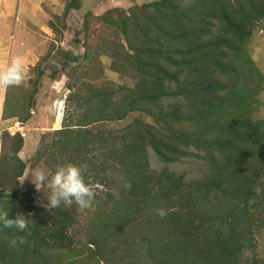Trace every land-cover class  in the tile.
<instances>
[{
    "label": "trees",
    "instance_id": "obj_1",
    "mask_svg": "<svg viewBox=\"0 0 264 264\" xmlns=\"http://www.w3.org/2000/svg\"><path fill=\"white\" fill-rule=\"evenodd\" d=\"M78 1H66L59 15L75 11ZM139 5L135 11L102 15L126 46L116 52L111 66L132 72L134 85H90L79 92L68 83L62 125L53 130L58 138L50 144L40 138L36 162L49 149L80 154L78 164H91L94 181L112 188L110 201L95 200L98 238L87 240L109 247V259L126 264H239L245 249L253 247L244 225L252 223L254 208L264 206V119L252 116L264 77L247 46L254 28L264 22V0H191L184 6L180 0H147ZM215 23L218 27L212 30ZM82 53L73 54L71 62ZM131 112L148 120L89 128L118 122ZM29 117L25 114L20 121ZM11 140L0 166L11 164L17 180L25 168L18 154L23 138L17 132ZM149 148L165 163L203 159L209 173L186 181L183 173L152 170ZM108 170L106 184L99 174L106 176ZM0 171V211L8 210L9 218L22 213L29 222L24 233L0 224V264H50L53 255L58 258L52 264H61L60 250L75 235L68 232L74 209L46 208L48 194L4 182ZM35 197L42 205L35 204ZM159 208L167 211L166 217L156 214ZM134 230L141 232L140 238ZM17 236L27 242L11 247L9 241Z\"/></svg>",
    "mask_w": 264,
    "mask_h": 264
},
{
    "label": "rangeland",
    "instance_id": "obj_2",
    "mask_svg": "<svg viewBox=\"0 0 264 264\" xmlns=\"http://www.w3.org/2000/svg\"><path fill=\"white\" fill-rule=\"evenodd\" d=\"M66 1L68 0H62L64 4ZM94 1L96 0L78 2L83 3L84 7H97V9L82 10L80 5L75 7V11L69 9L70 12L64 16L58 15L59 17L54 16L49 10L48 1H45L43 9L49 14V19L42 27H29L37 36V57L31 60L30 65L27 60L22 59L24 64L22 85L9 87L6 92L0 93V164L1 161L5 162L4 156L11 144V138L17 132L23 138V145L18 154L25 163L23 174L17 180L11 176V164H6L2 168L0 166L3 173L2 181L18 184L24 191L32 187L36 188L31 179L26 178L30 176L33 169L42 168L54 172L59 165L73 163L81 168L85 181L95 188V200L100 198L111 200L108 193L112 191V188L110 189L105 184L98 185L94 181L91 164L87 162L78 164L80 154L72 156L71 151L68 152V150H61L59 153L60 150L49 149L45 150L43 158L36 162V149L40 138L43 137V144L45 142L50 144L53 138H58L57 135H53V130L62 125L65 97L71 91L67 88L68 83L73 84L75 90L84 92L90 88V85L107 88L132 87L136 81L132 72L121 73L112 68L111 63L116 52L122 53L126 46L119 30L105 22L102 15L115 16L121 13V10L127 13L132 8L134 10L135 6L138 9L139 4L147 0H97V4H92ZM190 1L180 0L182 6ZM62 2L56 4L62 5ZM113 8H117L118 12H115ZM217 27L218 23H215L212 30ZM15 29L16 26L11 28L10 33H13V36ZM12 35L7 34L9 42L13 40ZM11 46V42L8 43L5 50L3 63L6 67L13 59L10 55ZM247 46L249 54L264 77V22L254 28ZM80 52H83V55L78 57L74 63L71 62V56ZM221 79L226 81L223 77ZM257 97V108L252 116L255 119H264V88L257 94ZM25 114L30 117L22 123L20 120ZM135 118L148 120L140 112H131L125 119L118 122L94 123L89 128L92 130L120 128L131 123ZM186 128L192 129L190 125ZM147 152L152 170L159 171L167 168L175 174L183 173L186 181L203 178L209 173L207 162L203 159L181 157L175 162L165 163L150 148ZM99 175L106 181V184L109 183L110 170L106 171V176L104 173ZM40 192L48 194V189L42 188ZM96 202L90 209L85 210H81L75 203L72 205L75 212L74 221L68 232L75 235L72 236L71 243L60 250L61 264H71L73 260L75 264H126L109 259V247H96L87 243L90 238H98ZM35 204L42 205L38 197H35ZM254 209L252 223L248 222L244 225V234L251 240L253 247L245 249L239 264H264V206L258 205ZM133 235L138 239L142 234L139 230H134ZM143 255L140 254L141 261H143ZM57 258L56 255L51 257L54 263Z\"/></svg>",
    "mask_w": 264,
    "mask_h": 264
},
{
    "label": "clouds",
    "instance_id": "obj_3",
    "mask_svg": "<svg viewBox=\"0 0 264 264\" xmlns=\"http://www.w3.org/2000/svg\"><path fill=\"white\" fill-rule=\"evenodd\" d=\"M23 81L24 64L20 57L13 58L7 67L0 69V93L6 92L9 87L22 85ZM26 178L31 179L37 191L45 187L48 189L47 203L44 205L46 208L53 210L61 206L67 208L75 203L81 210H85L90 209L95 202V188L85 181L81 168L73 163L59 165L54 172L36 168ZM124 187L130 189L131 183L125 182ZM155 211L161 218L168 214L163 208ZM0 224L20 233L29 228L28 218L24 214L18 213L15 218H9L8 210L0 211ZM26 242L24 236H17L9 241V245L17 247L18 244Z\"/></svg>",
    "mask_w": 264,
    "mask_h": 264
},
{
    "label": "crops",
    "instance_id": "obj_4",
    "mask_svg": "<svg viewBox=\"0 0 264 264\" xmlns=\"http://www.w3.org/2000/svg\"><path fill=\"white\" fill-rule=\"evenodd\" d=\"M45 1H48L49 10L52 13L59 15L63 12L65 4L62 0H0V69L6 67L3 59L6 47L10 42L12 58L20 57L27 60L30 65L31 60L37 57V36L29 27H42L49 19V14L43 9ZM60 2L62 5L56 4H60ZM92 4H97V0ZM81 9H97V7H84L81 3ZM14 13H16V17H14ZM15 26L13 36V33L10 32L11 28ZM7 34L13 36L12 41H8Z\"/></svg>",
    "mask_w": 264,
    "mask_h": 264
}]
</instances>
